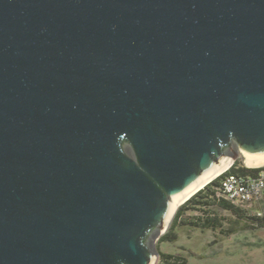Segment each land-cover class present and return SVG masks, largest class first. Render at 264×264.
<instances>
[{"label": "water", "instance_id": "1", "mask_svg": "<svg viewBox=\"0 0 264 264\" xmlns=\"http://www.w3.org/2000/svg\"><path fill=\"white\" fill-rule=\"evenodd\" d=\"M236 157L264 165V0H0V264H155Z\"/></svg>", "mask_w": 264, "mask_h": 264}, {"label": "rangeland", "instance_id": "2", "mask_svg": "<svg viewBox=\"0 0 264 264\" xmlns=\"http://www.w3.org/2000/svg\"><path fill=\"white\" fill-rule=\"evenodd\" d=\"M237 160L239 166L244 165L239 157H236L232 164ZM240 208L248 214H257L256 212L264 214V196L252 208ZM197 213L188 211L187 215ZM217 213L223 218V228H227L233 220L232 215L220 209ZM175 230L177 233L175 241H161L160 237L165 234L164 232L156 240L155 246L162 252L183 256L187 264H264V229L262 228L240 230L230 235L222 234L219 228L201 229L188 225H179Z\"/></svg>", "mask_w": 264, "mask_h": 264}, {"label": "trees", "instance_id": "3", "mask_svg": "<svg viewBox=\"0 0 264 264\" xmlns=\"http://www.w3.org/2000/svg\"><path fill=\"white\" fill-rule=\"evenodd\" d=\"M243 170L244 168L239 166V161L237 160L224 173L217 176L181 204L173 217L170 227L160 237V240L175 241L177 238L175 229L179 225L213 230L219 228L224 235H230L240 230L264 229V214H248L244 209L224 200L219 195L220 181L223 176L229 172ZM218 209L229 212L233 217L232 222L228 224L227 228H223V218L218 215ZM188 211H196L198 213L187 215ZM157 264H187V262L179 254L158 250Z\"/></svg>", "mask_w": 264, "mask_h": 264}, {"label": "built area", "instance_id": "4", "mask_svg": "<svg viewBox=\"0 0 264 264\" xmlns=\"http://www.w3.org/2000/svg\"><path fill=\"white\" fill-rule=\"evenodd\" d=\"M241 167L244 168L243 171L229 172L223 176L219 195L236 206L252 208L264 196V165L252 167L241 165Z\"/></svg>", "mask_w": 264, "mask_h": 264}]
</instances>
